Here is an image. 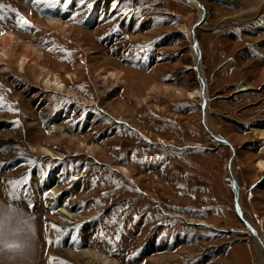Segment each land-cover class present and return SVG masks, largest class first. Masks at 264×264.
Masks as SVG:
<instances>
[{
    "label": "rangeland",
    "instance_id": "1",
    "mask_svg": "<svg viewBox=\"0 0 264 264\" xmlns=\"http://www.w3.org/2000/svg\"><path fill=\"white\" fill-rule=\"evenodd\" d=\"M196 1L205 115L187 96L199 84L186 0H0V264H29L35 238L31 264H258L230 168L264 238V0ZM22 55L38 56L23 72Z\"/></svg>",
    "mask_w": 264,
    "mask_h": 264
},
{
    "label": "bare ground",
    "instance_id": "2",
    "mask_svg": "<svg viewBox=\"0 0 264 264\" xmlns=\"http://www.w3.org/2000/svg\"><path fill=\"white\" fill-rule=\"evenodd\" d=\"M187 1V4L194 7L197 11V20L199 19H203V12L201 11L199 7V3L196 1V0H186ZM187 5V6H188ZM98 7L99 8H104L105 7V4L104 3H99L98 4ZM189 7V6H188ZM200 10V11H199ZM50 19V18H49ZM51 20V19H50ZM54 21V20H53ZM56 22V23H55ZM37 24V23H36ZM48 24V22L46 23ZM50 24V22H49ZM60 24L59 22L57 23V20L54 21V27L59 29V25ZM50 26V25H49ZM48 26V27H49ZM42 27V26H41ZM188 27L184 26V25H181L180 26V29L182 31H184L185 34H187V40L189 39L190 41V46H191V57H192V60H193V64H194V67L196 69V73H197V80H198V84H199V87L197 88H194L192 89L191 91H189L187 93V96L188 98H191V99H195L197 100V102H199L200 105L204 106L201 108V113L205 115V110H206V102H207V92H206V87L204 86V90L201 91V85L204 84L206 81H205V76H204V72H203V67H202V57H201V51H200V46L198 45V42L196 41V38H194V28L193 26H190L188 29ZM63 29H66L65 28H60V30H63ZM179 29V28H178ZM196 29V28H195ZM11 32V31H10ZM3 33H6V32H3ZM15 34V33H14ZM183 34V33H182ZM5 39L3 42H8L7 39H16V38H20L19 35H12V34H7L3 36ZM35 52V50H34ZM37 57L35 55V58H33L34 60H31V59H27V56L25 55H22L20 57H18L16 59V64L18 66V68L20 69L21 72H23L24 70V66L27 62L29 61H34V63H36L37 61ZM8 58V55H7V49L4 48L3 50H0V72L1 74L4 73V74H7L9 71H10V66L4 62V60H6ZM27 61V62H26ZM89 69V68H87ZM42 70H44L42 68ZM113 72V71H112ZM110 73V72H109ZM110 76H112V78H116V75H114V73H110ZM7 77V75L5 76ZM117 82V81H116ZM44 84H45V88L48 90L49 88L52 87V89H55L57 92H63L65 90V85H63L60 81H59V78H57L56 76H53V79L51 77H47L44 79ZM206 84V83H205ZM201 86V87H200ZM250 87L247 86V85H244L243 87H239V90H245V89H249ZM24 89V88H23ZM55 92V91H54ZM95 101V100H94ZM94 104V103H93ZM91 105V104H90ZM209 105V104H208ZM208 108V107H207ZM106 112V110H104ZM108 114V113H107ZM200 114V113H199ZM156 117V116H154ZM49 124H52L51 127L54 126L53 123H49ZM202 124L203 126L207 129V131L212 135L214 136L215 138H218V140H220V135L214 130V128L212 127L211 125V122L209 119H207L206 117L203 118L202 120ZM48 125V124H46ZM34 126V125H32ZM249 126H254V125H249ZM253 132L255 135H258L259 138H264V129H260L259 126H255L253 128ZM143 137H146V135H144ZM149 138V137H148ZM158 141L157 143L160 144V145H167L168 143H166L164 140H162L161 138H157ZM143 140V139H142ZM156 142V141H155ZM28 146V144H26ZM194 146L197 147V148H200L201 147V144L200 143H194ZM30 148H32L31 146H29ZM33 149V148H32ZM43 153H45L46 155L48 156H52L53 153H51L49 150L47 149H43L42 150ZM45 156V155H44ZM57 158V157H56ZM234 160V159H233ZM225 165H229L228 163V160L225 159ZM231 167V163L229 165ZM257 167L259 169V171H264V163L262 161H258L257 162ZM118 171L124 175V176H127L128 174V171L125 167L123 166H119L118 168ZM226 169V168H225ZM36 176L39 177V174L36 173ZM47 184L50 185V187H48V189L50 190V192H53L54 189H52V183L54 181V178L51 176V175H47ZM230 181H231V187H232V190L235 192L236 194V205H235V211L236 213L239 215L238 217L242 220V222L251 230L252 234L254 235V247L256 248V254H255V260L258 264H261V261L263 260V254L262 252L264 251V238L261 236V231L259 230V228L256 226V225H253L251 224L250 221H248L245 217H244V214H243V206H242V195H243V192L240 190V188L238 187L237 183H236V180L234 178V175H233V172L231 171V168H230ZM262 184V183H261ZM260 184V186H261ZM259 186V187H260ZM58 207V212H61L63 214H66L68 216H72L73 214L71 212H69L68 210H65L64 208H61V206H57ZM167 212V211H166ZM169 212V211H168ZM165 214V213H164ZM171 216V215H170ZM176 216L180 217V215L176 214ZM183 216V215H182ZM174 218V217H172ZM194 220H190V223H193ZM201 225H204V226H210V224H207L203 221H198ZM188 224V222H187ZM53 229V227H52ZM153 229V228H152ZM54 230V229H53ZM52 231V230H51ZM33 232V231H32ZM234 232V231H233ZM45 234V233H44ZM44 234H42L44 236ZM47 235V234H46ZM43 238V237H42ZM47 238V236H46ZM44 239V238H43ZM46 244H48V241L46 242ZM103 264H106V261H103Z\"/></svg>",
    "mask_w": 264,
    "mask_h": 264
},
{
    "label": "clouds",
    "instance_id": "3",
    "mask_svg": "<svg viewBox=\"0 0 264 264\" xmlns=\"http://www.w3.org/2000/svg\"><path fill=\"white\" fill-rule=\"evenodd\" d=\"M0 216H4L7 217L4 220H0V227H3L5 229H10L11 228V218L10 216H8V213H0ZM34 227V225H32ZM25 228H27V226H24ZM29 235H31V233H29ZM15 247H20L21 245L19 244V242H16V244L14 245ZM37 250V239H33L31 241V251H30V260H29V264H31V258H33L35 256Z\"/></svg>",
    "mask_w": 264,
    "mask_h": 264
},
{
    "label": "snow or ice",
    "instance_id": "4",
    "mask_svg": "<svg viewBox=\"0 0 264 264\" xmlns=\"http://www.w3.org/2000/svg\"><path fill=\"white\" fill-rule=\"evenodd\" d=\"M3 8V6L2 5H0V9H2ZM0 19H3V16H0ZM18 23H19V21H18ZM24 26H28V21H24L23 22V24H21V27H24ZM10 184H11V188H10V191H9V195H10V197H15L16 195H17V190H18V188H19V182H17V181H12V182H10ZM53 227L55 228V225H53ZM49 243H52V241H49ZM57 243H58V241H57Z\"/></svg>",
    "mask_w": 264,
    "mask_h": 264
},
{
    "label": "water",
    "instance_id": "5",
    "mask_svg": "<svg viewBox=\"0 0 264 264\" xmlns=\"http://www.w3.org/2000/svg\"><path fill=\"white\" fill-rule=\"evenodd\" d=\"M199 7H200V9H202L200 4H199ZM202 20H203V19H202ZM202 20H201V19L197 20V21L195 22V24L193 25V27H196L198 24H200ZM201 86H202V87H201V91H203V90H204V86H205V84H202Z\"/></svg>",
    "mask_w": 264,
    "mask_h": 264
},
{
    "label": "built area",
    "instance_id": "6",
    "mask_svg": "<svg viewBox=\"0 0 264 264\" xmlns=\"http://www.w3.org/2000/svg\"><path fill=\"white\" fill-rule=\"evenodd\" d=\"M157 141H158V139H157Z\"/></svg>",
    "mask_w": 264,
    "mask_h": 264
},
{
    "label": "crops",
    "instance_id": "7",
    "mask_svg": "<svg viewBox=\"0 0 264 264\" xmlns=\"http://www.w3.org/2000/svg\"><path fill=\"white\" fill-rule=\"evenodd\" d=\"M243 92V91H242Z\"/></svg>",
    "mask_w": 264,
    "mask_h": 264
}]
</instances>
